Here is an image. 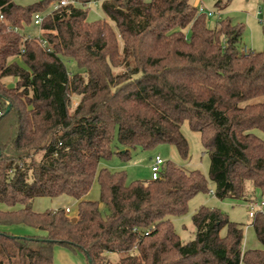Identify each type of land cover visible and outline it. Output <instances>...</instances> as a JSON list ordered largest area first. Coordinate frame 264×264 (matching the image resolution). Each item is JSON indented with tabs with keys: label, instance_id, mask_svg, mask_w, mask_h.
<instances>
[{
	"label": "trees",
	"instance_id": "16d2710c",
	"mask_svg": "<svg viewBox=\"0 0 264 264\" xmlns=\"http://www.w3.org/2000/svg\"><path fill=\"white\" fill-rule=\"evenodd\" d=\"M58 1L0 0V204L20 205L0 209V264H54L55 246L88 264H108L109 252L121 254L114 264H264L259 211L250 225L261 248L245 251L243 225L218 207L195 210L188 241L172 221L209 182L219 200L264 197V49L240 47L244 23L209 27L189 0H75L83 6L50 11L42 36L25 37L33 15ZM96 1L104 17L88 20ZM185 120L200 133L208 178L170 160L158 178L129 183L99 167L159 144L187 159ZM95 180L99 200H85ZM60 195L77 201L75 220L61 207L34 211L35 198ZM17 224L40 233H11Z\"/></svg>",
	"mask_w": 264,
	"mask_h": 264
},
{
	"label": "rangeland",
	"instance_id": "374dc122",
	"mask_svg": "<svg viewBox=\"0 0 264 264\" xmlns=\"http://www.w3.org/2000/svg\"><path fill=\"white\" fill-rule=\"evenodd\" d=\"M19 5H29L35 3L39 0H13ZM191 5L199 7L202 5L206 11H212L213 14L207 17V24L209 27H213L217 20L229 17L233 21L244 23V32L241 37L240 47L247 46L251 50L260 51L264 49V2L262 0H231L227 8L220 10L218 12L214 7L216 0H189ZM248 2V4H245ZM53 4V2H52ZM52 4L40 12L43 17L51 11ZM88 20H94L97 18H103V12L100 9V1L98 3L90 2L88 5ZM258 14V15H257ZM22 33L25 37H38L42 36L40 26L35 25L33 22L25 26ZM20 62L19 58H16ZM67 67L71 74L78 69L72 62L67 63ZM125 66H120L115 69V72H123ZM9 85H13L12 79L8 81ZM78 103L77 97H72L71 106L73 107ZM181 131L185 138L187 139L189 146V156L187 159H182L176 148L171 144H159L151 149H142L137 147L135 150L131 151V157L128 160L121 158L119 154H114L109 159H102L99 166L106 168L110 171H124L127 176V183L133 180L149 181L151 180V165L155 156L159 155L163 160H170L177 165L184 166L187 169H198L208 178V167H209V156L204 152V148L201 144L200 133L198 131L192 130L188 121H184L181 125ZM257 134L264 139V134L256 130ZM113 146L117 147V150L122 152L124 149L119 146L116 142ZM41 152L36 154V159H39ZM213 183L209 182V192L199 193L192 197L188 202V210L186 214L182 216L172 217V221L175 230L180 235L183 241H188L194 236V227L191 222V215L200 205H205L209 207H218L222 211L226 212L232 221L239 222L243 225L244 237L242 242V248L244 249H257L260 247L251 223V218L248 216V212L245 206V201L242 199H232L225 198L222 200L217 199L213 195ZM100 196V187L97 180L94 181L89 193L84 198L85 200L98 201ZM37 204L33 209L37 212L45 211L46 209H53L54 204L68 205L70 211L67 212V216L70 218H75L77 216V202L74 201L70 196L60 195L57 197H38ZM41 199V200H40ZM263 198L257 197V200H262ZM36 201V200H35ZM61 201V202H58ZM3 205V204H0ZM99 207L102 213H108L106 206L103 203H99ZM24 234H32L30 231H24ZM18 235V234H17ZM21 235V234H19ZM23 235V234H22ZM58 247V246H55ZM68 259L66 254L54 255V264H88L85 255L80 252H68ZM71 253V254H70ZM108 264H114L118 261L121 256L118 252H109ZM81 261V262H80Z\"/></svg>",
	"mask_w": 264,
	"mask_h": 264
},
{
	"label": "built area",
	"instance_id": "2783aa9c",
	"mask_svg": "<svg viewBox=\"0 0 264 264\" xmlns=\"http://www.w3.org/2000/svg\"><path fill=\"white\" fill-rule=\"evenodd\" d=\"M70 3L74 6H83L81 3H79L75 0H59L58 2H55L52 4L51 11L58 9L61 6H66ZM94 3H98V1H96ZM89 4L90 3H88L87 5H89ZM197 10L199 13H205L207 16H211L213 14L212 11H206V9L202 5H199ZM42 19H43V15H41L40 12L35 13L33 15V23L37 26H40ZM42 43H44V41ZM163 162H164V160L159 155L154 157L152 165H151V180H154V179L159 177V171H160V168H161V165ZM64 209H65L66 213L70 211L69 207H65ZM246 209L248 212V216L250 218H253L254 214L257 211L264 214V200L262 199L259 201L258 200L257 201H249L246 203ZM145 234H147V233L145 232Z\"/></svg>",
	"mask_w": 264,
	"mask_h": 264
},
{
	"label": "crops",
	"instance_id": "0c3cea01",
	"mask_svg": "<svg viewBox=\"0 0 264 264\" xmlns=\"http://www.w3.org/2000/svg\"><path fill=\"white\" fill-rule=\"evenodd\" d=\"M245 4H248V2H246ZM227 8V7H226ZM220 12V11H219ZM258 15V14H257ZM244 49H250V48H247V46H244ZM123 148V147H122ZM124 150H125V148H123ZM100 167V166H99ZM100 168H102V167H100ZM86 197V195L84 196V198ZM72 198V197H71ZM73 199V198H72ZM36 200V201H35ZM37 200H39L38 199V197L37 198H35L34 199V206L37 204L36 202H37ZM41 200V199H40ZM74 201L75 202H77L75 199H74ZM58 202H61V201H58ZM54 208L53 209H56V208H65V207H68V205H66V204H64V205H59V204H54V206H53ZM18 208H20V205H16L15 207H8V206H6V205H0V209H2V210H7V209H18ZM34 211H36L35 209H34ZM8 228V230L11 232V233H14V234H24V231L26 230V231H30L32 234H35V233H40L39 231H37L36 229H34V228H31V227H29V226H26V225H23V224H17V225H12V226H9V227H7ZM258 248V247H257ZM259 248H261V244H260V247ZM63 249H65L64 247H61V246H58V247H55V249H54V255H55V253L56 252H58V254H66V256L68 257V259H70L71 257H69L68 256V253H65V252H67V251H63ZM66 250H68V249H66ZM242 250L243 251H245L246 249L244 248H242ZM68 252H70L69 250H68ZM71 254V253H70ZM71 260V259H70ZM72 261V260H71ZM81 262V261H80ZM79 264H81V263H79ZM240 264H244L243 262H241Z\"/></svg>",
	"mask_w": 264,
	"mask_h": 264
},
{
	"label": "water",
	"instance_id": "95a60500",
	"mask_svg": "<svg viewBox=\"0 0 264 264\" xmlns=\"http://www.w3.org/2000/svg\"><path fill=\"white\" fill-rule=\"evenodd\" d=\"M9 110V105H7V107H6V111L5 112H7ZM123 152V151H122ZM72 220H75V218H72Z\"/></svg>",
	"mask_w": 264,
	"mask_h": 264
}]
</instances>
